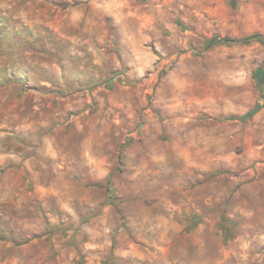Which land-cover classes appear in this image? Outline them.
<instances>
[{"label":"clouds","instance_id":"9594fccd","mask_svg":"<svg viewBox=\"0 0 264 264\" xmlns=\"http://www.w3.org/2000/svg\"><path fill=\"white\" fill-rule=\"evenodd\" d=\"M0 264H264V0H0Z\"/></svg>","mask_w":264,"mask_h":264}]
</instances>
